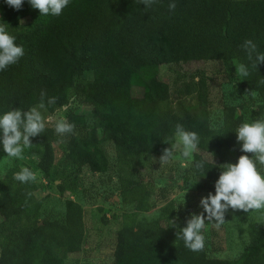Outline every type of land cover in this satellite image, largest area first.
Returning a JSON list of instances; mask_svg holds the SVG:
<instances>
[{
	"label": "trees",
	"instance_id": "obj_1",
	"mask_svg": "<svg viewBox=\"0 0 264 264\" xmlns=\"http://www.w3.org/2000/svg\"><path fill=\"white\" fill-rule=\"evenodd\" d=\"M171 2L177 6L170 12ZM0 24L24 49L16 64L0 71V114L30 110L44 91L45 102L55 97L56 103L43 111L52 116L66 110L75 126L59 167L54 137L44 131L30 138L36 171L44 180H59L60 194L73 191L77 184L67 182L72 175L77 180L84 168L108 170L110 146L128 210H158L151 220L133 213L121 222L113 264H264V217L248 225L236 259L212 257L206 238L202 251H190L176 240L173 203L149 202L141 173L151 156L160 157L166 148L174 153L177 124L200 138L189 168L198 191L214 192L221 166L244 155L236 129L264 118V63L252 67L256 55L264 54V0H156L149 8L139 0H70L59 16L41 15L28 0L20 10L0 0ZM246 40L256 45L252 60L242 47ZM205 63L222 64L241 93L221 115H211L209 87L198 83L201 71H180ZM239 63L248 77L236 72ZM164 66L175 73L171 83L157 75ZM176 103L187 105L181 115L172 111ZM20 170L13 166L0 177V264H65L85 240L83 208L67 200L61 221L40 220L42 200L35 193L41 185L36 179L16 181Z\"/></svg>",
	"mask_w": 264,
	"mask_h": 264
},
{
	"label": "rangeland",
	"instance_id": "obj_2",
	"mask_svg": "<svg viewBox=\"0 0 264 264\" xmlns=\"http://www.w3.org/2000/svg\"><path fill=\"white\" fill-rule=\"evenodd\" d=\"M26 23V22H23ZM201 71L198 83H205L209 87V95L212 103L211 115H221L222 108L227 104H236L241 98V93L233 87L230 76L225 67L220 63L190 64L183 65L180 71L193 73ZM160 80L171 83L175 73L164 66L157 73ZM85 82H90L92 77L85 74ZM141 91L134 89V96H141ZM186 103H176L172 111L181 115L186 108ZM42 115L49 117L43 110ZM52 123H47L45 131L54 137L53 147L55 150V163L60 166L67 153V141L71 134L60 137L54 131V123L59 119H65L66 110L58 111L51 116ZM216 119V117H215ZM75 131V128H74ZM109 146V144H106ZM108 158V170L105 173H92L84 168L78 174L77 180L72 175L67 182L77 184L73 191L60 194L57 186L59 180H44L36 171L38 158L33 156L30 148H25L23 159H9L0 146V177L13 166L27 167L34 174L36 183L41 185L35 193L37 199L42 200L40 220L61 221L65 214V201L72 200L81 204L84 211L85 240L82 246L71 253L65 264H113V251L116 233L121 227V222L128 215H136V218L151 220L158 216V210L134 212L126 207V197L119 190L118 164L112 147L106 148ZM179 148L174 149V156H179ZM191 158L173 159L167 164H160L159 157L151 156L143 162L144 169L141 171L145 178V192L143 196L148 201H158V207L172 202L175 208L174 224L178 228L186 226V221L194 214H201L200 200L209 193L201 192L195 187V182L189 175ZM259 167V166H258ZM67 172V171H66ZM264 174V169H261ZM164 197V200L161 198ZM264 212L249 211L244 213L239 210L229 209L224 215V223L219 228L214 226V221L205 220L204 235L207 241L209 254L218 259H236L243 252L247 234L246 229L251 222L261 220Z\"/></svg>",
	"mask_w": 264,
	"mask_h": 264
},
{
	"label": "clouds",
	"instance_id": "obj_3",
	"mask_svg": "<svg viewBox=\"0 0 264 264\" xmlns=\"http://www.w3.org/2000/svg\"><path fill=\"white\" fill-rule=\"evenodd\" d=\"M156 0H139L145 8L151 7ZM5 3L20 10L24 0H5ZM31 8L39 11L41 15L59 16L69 5L70 0H28ZM176 3L168 5L169 11H174ZM5 24H0V71L16 64L24 55L22 46H17L15 37L10 35ZM8 27V26H7ZM249 60L256 53V45L251 40H246L242 45ZM264 63V54H257L252 67ZM240 77H248V68L243 63L236 66ZM41 91L39 103L28 111L13 109L0 114V146L9 159H23L25 148L32 146L31 139L40 136L47 123H52L53 118L47 120L41 110L54 105L56 98H48ZM75 126L65 119L54 123V131L60 137H65L74 132ZM175 148H179L180 155L174 156L172 148L163 150L159 157L160 164H167L173 159L191 158L198 151L200 138L194 131H187L180 124L175 126ZM236 140L240 144V155L235 164L222 165L218 179L214 184L215 194L209 193L201 198V214H194L186 221V226L176 232V240L182 241L185 248L199 252L205 246V220L214 221V226L219 228L224 223V215L229 210L264 212V118L252 122H244L235 131ZM248 154H251L249 156ZM259 166V167H258ZM197 167H203L198 164ZM20 183L35 180V174L27 167L22 168L13 177Z\"/></svg>",
	"mask_w": 264,
	"mask_h": 264
}]
</instances>
